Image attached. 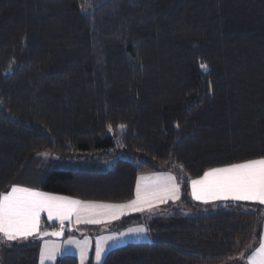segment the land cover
Returning a JSON list of instances; mask_svg holds the SVG:
<instances>
[{
  "label": "trees",
  "instance_id": "1",
  "mask_svg": "<svg viewBox=\"0 0 264 264\" xmlns=\"http://www.w3.org/2000/svg\"><path fill=\"white\" fill-rule=\"evenodd\" d=\"M44 150L82 159L50 166ZM262 157L264 0H0V194L15 185L123 203L142 175L169 172L180 185L182 209L101 264H238L264 206H205L188 181ZM41 222L44 235L58 227ZM42 235L14 243L5 261L34 264Z\"/></svg>",
  "mask_w": 264,
  "mask_h": 264
},
{
  "label": "rangeland",
  "instance_id": "2",
  "mask_svg": "<svg viewBox=\"0 0 264 264\" xmlns=\"http://www.w3.org/2000/svg\"><path fill=\"white\" fill-rule=\"evenodd\" d=\"M122 129V126L119 127ZM37 155L50 166L64 167L68 164V161H73L72 165L77 166L80 164L81 157H70L67 160L60 158L56 153L50 151H40ZM124 157L126 155L124 154ZM101 165L105 167H110L109 163L101 161ZM18 187V186H17ZM178 195V194H177ZM175 196L177 199L178 196ZM167 198L172 199V196H167ZM162 199V198H161ZM149 200V199H148ZM178 200H180L178 198ZM173 203L162 202L160 198H156L153 201H146V203L138 202L136 205H131L130 202L123 203H112V202H89V207H85L86 219L89 221L88 232L80 231L79 228L74 225V220H69L65 225H58L57 228H54L52 232L61 231L60 228L64 227L67 230L66 235L62 237H54L53 235H44L47 230L45 226L41 225L39 222L36 230L27 237H18L15 240H7L2 233H0V264H8L5 261L6 254L12 248L14 243L21 244L24 243L25 238L35 236L37 234H43L41 237H38L36 244L34 245V254H36V262L34 264H55L53 262L54 257L57 255L63 254H75L77 257V264H101L103 257L109 247H116L127 242H137V241H146L150 239L149 233L147 231V225L152 222L167 223L170 220V214L177 209H182L181 206H177L175 202ZM171 202V201H170ZM99 205H112L119 207H110V208H100L94 207ZM126 208H139L135 209L132 214H138L140 220L138 223H129L124 230L116 229L112 226V221L119 220L121 214L120 210ZM105 211V213H104ZM114 211V212H112ZM127 211V210H126ZM132 212V211H130ZM130 212L124 213L129 214ZM92 214L93 218L90 217ZM105 220L104 219H109ZM96 221V222H92ZM73 222V225L71 224ZM260 221H256L259 223ZM67 226V227H66ZM257 236V235H256ZM113 245V246H110ZM99 250V259H97V251ZM27 256V255H25ZM242 257L238 261V264H243ZM12 264V263H9Z\"/></svg>",
  "mask_w": 264,
  "mask_h": 264
},
{
  "label": "snow or ice",
  "instance_id": "3",
  "mask_svg": "<svg viewBox=\"0 0 264 264\" xmlns=\"http://www.w3.org/2000/svg\"><path fill=\"white\" fill-rule=\"evenodd\" d=\"M206 67V65H201V68ZM141 179L146 178L142 177ZM192 185L193 196L198 200L232 195L236 199L259 200L264 203V158L211 169L205 172L199 180H193ZM197 186H199V194ZM139 201L140 190L138 187L137 200L130 203L134 206ZM79 204V201L48 196L14 185L7 193L0 194V233L7 240L27 237L36 230L41 210L46 209L50 218L56 214L63 219L67 214L76 211L73 206ZM94 207L119 206L99 205ZM54 234L59 235L60 233ZM257 251L264 255V244H261ZM97 259H99V250L97 251Z\"/></svg>",
  "mask_w": 264,
  "mask_h": 264
},
{
  "label": "crops",
  "instance_id": "4",
  "mask_svg": "<svg viewBox=\"0 0 264 264\" xmlns=\"http://www.w3.org/2000/svg\"><path fill=\"white\" fill-rule=\"evenodd\" d=\"M262 158H264V157H262ZM262 158H257V159H252V160H258V159H262ZM248 161H250V160H248ZM244 162H247V161L233 163V164H240V163H244ZM233 164H227V165L209 168L206 171H204L200 176L193 178V179H190L188 181L189 198L192 201H194L196 203L203 204L205 206L224 205V204L229 203V202L242 203V204H246V205H250V206L251 205L264 206V203L260 202L259 200H240V199L234 198L232 195L218 196L216 199L206 198V199H199V200L193 196V185H192L193 180H199L200 178L203 177L205 172L210 171L211 169L224 168V167L231 166ZM142 177L146 178V179H141ZM138 187L140 190V201H139L140 203H146L144 200H146L147 202L153 201V200H156V198H160V200L162 202L169 203L170 201L173 202L175 200H178V198H180V185L177 182V180L175 179V177L172 174H170L169 172L159 171V172H154L151 174L142 175V176L138 177L137 182H136V188H135V196L131 201L137 200ZM21 188H24V187H21ZM25 189H29V188H25ZM10 190H11V188H10ZM29 190L44 193V194H47L48 196L62 197V198H66L67 200H75V201L80 202L79 205L73 206L76 209V211H73L70 214H67L65 216V218H63V219H61L56 214H53V216L50 218L48 215V211L46 209H43L39 213V222L41 221L42 216L46 220L56 223L57 226L61 225V224L65 225V223H67L69 220H74V223H76L74 225H76L79 228V230L83 231V232H85L83 230V228H84L83 226H91L92 225V224H89L90 223L89 221H87L86 213H85V211H86L85 206H88L89 202L81 201V200H78L76 198H72V197H68V196H64V195L47 193V192H43L40 190H35V189H29ZM197 191L199 194V186H197ZM176 195L178 196L177 199H175ZM167 196H172V199L167 198ZM135 209H139V208H126L124 210H120L119 212H115V213L121 214L120 217H122V216H125L124 213H126V212L132 211L129 214L134 213L135 211H133V210H135ZM112 212H114V211H112ZM104 213H105V211H104ZM129 214H126V215H129ZM90 217L93 218L92 214H90ZM105 220H110V218L104 219V221ZM115 220L116 219H114V221H112V222H115ZM40 224L42 225V222ZM71 224L73 225V222H71ZM127 226L122 227L120 229V231L124 230L125 227H127ZM259 228H260V230H259L258 242L251 249V251L247 254V256L242 259L243 264H264V255L259 254L257 251L261 247V244H264V214L262 215V219L260 220V227ZM62 229L63 228H60V230H62ZM110 246H113V245H110ZM109 248H112V247H109ZM58 256L59 255L54 257L53 262L56 261Z\"/></svg>",
  "mask_w": 264,
  "mask_h": 264
},
{
  "label": "water",
  "instance_id": "5",
  "mask_svg": "<svg viewBox=\"0 0 264 264\" xmlns=\"http://www.w3.org/2000/svg\"><path fill=\"white\" fill-rule=\"evenodd\" d=\"M54 233H60V234L59 235H55ZM46 235H53L54 237H62V236H64V232L63 231L49 232Z\"/></svg>",
  "mask_w": 264,
  "mask_h": 264
}]
</instances>
